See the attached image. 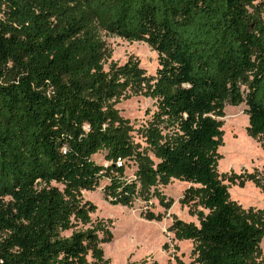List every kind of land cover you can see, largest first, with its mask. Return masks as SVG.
<instances>
[{"label":"trees","instance_id":"trees-1","mask_svg":"<svg viewBox=\"0 0 264 264\" xmlns=\"http://www.w3.org/2000/svg\"><path fill=\"white\" fill-rule=\"evenodd\" d=\"M102 33L145 41L155 75L131 61L105 71ZM125 86L155 101L143 130L154 160L110 108ZM226 103L246 106L264 150V0H0V264H108L82 192L107 179L105 200L129 206L130 162L145 188L198 186L208 213L170 228L197 264H259L264 215L230 202L215 170Z\"/></svg>","mask_w":264,"mask_h":264},{"label":"rangeland","instance_id":"rangeland-1","mask_svg":"<svg viewBox=\"0 0 264 264\" xmlns=\"http://www.w3.org/2000/svg\"><path fill=\"white\" fill-rule=\"evenodd\" d=\"M108 57L103 68L110 65L122 66L127 61L137 64L144 76H154L158 67L157 53L145 41L128 42L102 33ZM241 90H245L242 86ZM155 101L141 93H135L125 86L120 94L109 101L111 110L116 112L126 126L130 141L149 159L154 160L151 151L146 150L144 137L150 116L155 110ZM246 106L237 107L224 104L222 116L217 118L222 131V145L218 147L219 159L216 173L227 186L229 201L234 202L245 215L260 212L264 215V150L257 138L247 133L248 117ZM104 152H99L91 160L101 166H108ZM123 179L135 183L136 195L129 206L111 205L104 198L103 188L108 180L102 179L97 187L82 192L85 202L95 210L90 214L92 226H100L99 246L108 264H197L195 243L176 239L171 227L175 221L198 227L197 213L206 215L208 211L201 205L198 195L193 194L198 186L170 179L167 183L145 188L139 183L133 163L122 167ZM190 190L187 201L181 204L184 193ZM158 217L149 220L148 216ZM88 226L77 227L86 229ZM264 264V240L258 245L253 258ZM90 262L89 256L86 257Z\"/></svg>","mask_w":264,"mask_h":264},{"label":"built area","instance_id":"built-area-1","mask_svg":"<svg viewBox=\"0 0 264 264\" xmlns=\"http://www.w3.org/2000/svg\"><path fill=\"white\" fill-rule=\"evenodd\" d=\"M123 164V162L121 161V160H117L116 161V163H115V165L117 166V167H119V166H121Z\"/></svg>","mask_w":264,"mask_h":264}]
</instances>
